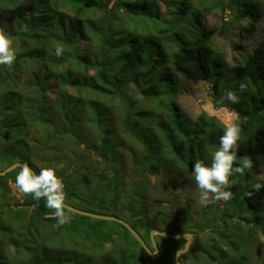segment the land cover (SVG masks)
Instances as JSON below:
<instances>
[{"label": "trees", "instance_id": "trees-1", "mask_svg": "<svg viewBox=\"0 0 264 264\" xmlns=\"http://www.w3.org/2000/svg\"><path fill=\"white\" fill-rule=\"evenodd\" d=\"M110 1L0 0V23L7 24L17 54L11 69L0 66V170L24 162L39 172L44 154L59 147L62 156L75 148L73 164L56 168L62 169L58 175L68 204L124 219L149 243L153 229L195 234V243L181 256L182 264H194L188 260L191 255L195 264H250L252 237L260 235L261 241L264 236V187L256 189L264 185V178L248 190L232 185L221 226L208 224L211 207L206 206L207 226L191 227L177 219L170 226L164 223L166 203L147 204V181H160L174 170L180 183L195 185L193 164L210 162L208 148L219 146L225 125L236 115L241 128L239 157L253 164L245 176L264 174V36L250 54L236 45L243 32L256 35L262 4L198 0L200 9H193L192 0H114L109 8ZM162 4L169 7L167 14H160ZM214 6L223 14L227 7L236 9L237 19H221L218 29L208 28L203 18ZM138 10L160 22L139 30L128 27L120 14L129 20L127 13L136 18ZM7 12L16 25L6 20ZM21 26L28 31H20ZM220 38L228 43L227 55L213 47ZM55 45L64 48L59 58ZM201 81L212 85L217 108L233 111H223L220 117L201 111L191 119L178 95L187 84ZM241 83L246 85L243 92ZM226 90L236 92L240 102L224 100ZM211 94L203 92L197 98L204 110H212ZM86 128L98 131L95 140ZM19 170L0 176V264H176L175 252L185 246V239L156 235L160 256L152 258L118 222L71 212V221L58 225L43 199L10 195V181ZM135 177L142 178L138 185ZM138 189H143L139 196L134 194ZM248 213L254 224L243 234L246 226L235 216ZM230 226L240 232L225 240V248L213 234L207 238L214 239L212 247L204 246L206 228L219 232Z\"/></svg>", "mask_w": 264, "mask_h": 264}, {"label": "rangeland", "instance_id": "rangeland-1", "mask_svg": "<svg viewBox=\"0 0 264 264\" xmlns=\"http://www.w3.org/2000/svg\"><path fill=\"white\" fill-rule=\"evenodd\" d=\"M38 2L40 0H37ZM264 9V0H258ZM114 0L110 1V4L108 5L109 8L112 6ZM192 8H199L200 9V3L198 0H192L191 2ZM169 7H166L165 5H161L160 9V14H167L169 12L168 10ZM149 11V8L146 10V12ZM66 12H68V15L71 17L72 12H69V9L66 8ZM143 10H138L136 12V18L132 16V14L127 13V16H129V20H126V16L124 14H120L121 17L125 18L126 24L128 27L136 30L144 28V25L147 23L151 22H160L156 19H152L148 16H144ZM222 10L219 7H213L210 9V11L204 16L203 22L205 25L208 26V28H216L218 29L220 27V22L221 19L222 21L225 20V15L228 16L229 20H235L237 11L236 9H230L227 7L226 12L222 16ZM144 16V17H143ZM6 20H10L13 22V26L16 25V20L14 16L10 13L7 12L5 15ZM120 17V18H121ZM250 17V15H249ZM190 19V18H189ZM226 21V20H225ZM138 24V25H137ZM244 26L249 27L250 24H247V22H243ZM137 25V26H135ZM255 27L258 28V31L256 32L255 36H251L250 34L243 32L241 37L239 38L237 45V48L247 52V53H252L253 50L256 48L258 43L261 41L262 37L264 36V11H263V19L255 24ZM132 30L126 28L125 32H131ZM157 40L159 39V35L154 36ZM213 47L218 50L222 51L225 55L229 54L230 48L228 47V43L224 39H216L214 40ZM213 89L212 85L210 83L206 82H194L187 84L186 88H183L181 93L178 95V103L179 105L184 109L186 114L191 118L195 119L201 111H206L208 113L209 110H204L201 108L199 105L197 98L199 95L203 92L210 91L211 97H212V104L214 103V96H213ZM224 108H227L231 110L229 107L224 106ZM119 116L117 112L115 113V118L116 121H119ZM239 118L235 119V123H238ZM240 126V125H239ZM86 134H88V137L90 139H96L98 136V131H94L91 128H86ZM35 137H39L34 134ZM44 138V136L42 137ZM83 146V145H82ZM59 147H57L55 150L47 152L42 156L44 158L40 162V168H47V167H53V168H62L64 165L65 167L69 164L67 162H70L73 164L74 156L73 152L76 150L75 148H69L66 150V152L60 156L59 152L57 151ZM212 150L211 146L208 148V150ZM63 158V161H60V159ZM129 168V167H128ZM57 170H62V169H57ZM177 172L172 170L170 172L164 173L163 179L160 181L157 180V178H150L147 181V185L149 187V193L150 200H148L149 203H147L150 207L155 205V203H159L161 201H165L166 203L165 210L168 212V220H165L164 223L168 226L173 222L174 219H177L180 223H182L183 226L185 227H191L194 223H200V225H205L207 226L206 221L204 218L205 216L208 215V224H217L218 226H221L220 223L223 222V218L220 217L222 214L223 208L225 201H217V202H209V201H201L200 199V191L196 187V184H190L188 182L185 183H180L179 178L177 176ZM161 178V176H160ZM264 178V174H262L259 177H246L245 175L241 176L239 174H236L233 177H230V180L233 181L234 186H241L244 188V190H248L249 188H252L255 186L259 181H261ZM142 181V178H136L134 179V184L138 185ZM195 183V182H194ZM10 188V195H15L18 198H22L26 195L24 194H19L13 190V187L9 185ZM146 190V189H144ZM143 191V189H138L137 192L135 191L134 194L139 196V193ZM211 197L209 198V200ZM210 204V205H209ZM28 206V205H27ZM206 206H210L211 208H208L209 213L206 214L204 211ZM250 213V212H249ZM246 214L245 216H235L240 220L241 223L245 228L242 229V233L245 234L247 231V228L251 227L253 221H250L253 219L252 216ZM191 216L188 217L187 220H183L182 218L184 216ZM249 216V221H246L245 218ZM220 217V218H219ZM264 218V217H262ZM239 231V229L234 226H230L227 229H221L219 232L217 230H206L205 234L203 235L202 239H206L204 242V246L206 248L212 247V244L214 243V239H207L209 238V234H213L215 236V240H217L224 248H225V240L230 236L232 237L234 233ZM240 232V231H239ZM236 238L239 239V234L236 236ZM260 235L255 234L254 237H252L254 241V246L252 247L251 251L249 252V257H250V264H257V263H264V236L261 237V241L259 240ZM205 247L200 246L201 249V254L205 255L206 257L209 258L207 251L204 249ZM214 254L215 250H214ZM217 256V255H215ZM188 260L192 261L194 264L196 263V259L191 255L188 257ZM190 263V262H189Z\"/></svg>", "mask_w": 264, "mask_h": 264}, {"label": "clouds", "instance_id": "clouds-1", "mask_svg": "<svg viewBox=\"0 0 264 264\" xmlns=\"http://www.w3.org/2000/svg\"><path fill=\"white\" fill-rule=\"evenodd\" d=\"M225 20H228V16H225ZM19 30L27 32L28 28L21 26ZM54 47V55L57 58L61 57L64 54L63 46L55 45ZM16 57L17 54L13 47V39L11 33L8 31V26L6 23H0V66H6L8 69H11ZM245 89L246 85L241 83L239 91L243 92ZM223 96L224 100L232 104H238L240 102V97L232 90H226ZM136 98L140 99L141 97L137 95ZM212 106H215V104H212ZM225 109L229 110L227 108ZM236 118H238L237 115ZM240 136L241 128L239 124L235 122L228 123L224 127L223 135L220 136L219 146L209 153L210 162L197 161L193 164L191 178L200 191V199L202 202H226L232 199L233 193L231 187L233 181L230 180V177L236 174L243 176L245 175V170L253 166L250 158L239 157ZM238 159L240 161L239 163H237ZM10 186L19 194H31L32 198L36 201L43 199L45 207L53 210L51 212V218L55 219L58 225H64L71 221L70 213L72 210L66 203L64 182L58 175L56 168H40L39 172H36L27 164H23L20 166L14 182L10 181ZM261 187H264V185H256L257 190ZM210 197L211 199L209 200ZM206 230L208 229L206 228ZM193 236L196 241V235L193 234ZM185 240L187 242V239Z\"/></svg>", "mask_w": 264, "mask_h": 264}, {"label": "water", "instance_id": "water-1", "mask_svg": "<svg viewBox=\"0 0 264 264\" xmlns=\"http://www.w3.org/2000/svg\"><path fill=\"white\" fill-rule=\"evenodd\" d=\"M223 111H226L225 108H219L217 109L215 106H212V111H209L211 115L215 116H220ZM26 164L24 162H16L12 164L11 166L5 168L4 170H0V176L4 177L7 174H9L12 171H15L20 168L21 165ZM30 168H32L29 164H27ZM67 203V202H66ZM68 204V203H67ZM71 208V212L79 215H83L86 217H90L93 219H99V220H106V221H114L122 224L137 240L138 242L142 245V247L145 249V251L152 257V258H158L160 256V249L158 246V243L156 241L155 236H163L169 239H187V242L184 246V248L179 249L175 252V260L176 264H182L181 262V256L183 254H186L189 250L191 245L194 244V236L191 233H181V234H175V233H170V232H164L158 229H153L150 233V239L153 245L154 251L150 248V246L147 244L145 239L142 237V235L127 221L124 219H121L116 216H111V215H106V214H100L96 212H91V211H85L82 209H79L73 205L68 204Z\"/></svg>", "mask_w": 264, "mask_h": 264}, {"label": "flooded vegetation", "instance_id": "flooded-vegetation-1", "mask_svg": "<svg viewBox=\"0 0 264 264\" xmlns=\"http://www.w3.org/2000/svg\"><path fill=\"white\" fill-rule=\"evenodd\" d=\"M159 230V229H158ZM151 233V232H150ZM146 241V240H145ZM147 242V241H146ZM147 244L150 246V248L152 249V250H154L153 249V247H152V243H149V242H147Z\"/></svg>", "mask_w": 264, "mask_h": 264}]
</instances>
